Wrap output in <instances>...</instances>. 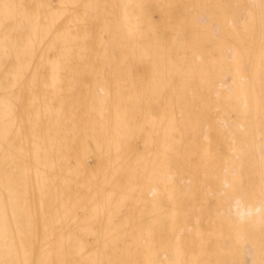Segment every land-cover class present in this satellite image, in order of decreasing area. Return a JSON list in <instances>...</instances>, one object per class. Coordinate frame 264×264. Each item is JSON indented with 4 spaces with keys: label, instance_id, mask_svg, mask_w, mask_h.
Here are the masks:
<instances>
[{
    "label": "bare ground",
    "instance_id": "1",
    "mask_svg": "<svg viewBox=\"0 0 264 264\" xmlns=\"http://www.w3.org/2000/svg\"><path fill=\"white\" fill-rule=\"evenodd\" d=\"M149 1L0 0V264H264L254 60L214 76Z\"/></svg>",
    "mask_w": 264,
    "mask_h": 264
},
{
    "label": "rangeland",
    "instance_id": "2",
    "mask_svg": "<svg viewBox=\"0 0 264 264\" xmlns=\"http://www.w3.org/2000/svg\"><path fill=\"white\" fill-rule=\"evenodd\" d=\"M202 1L201 0H150L148 3H146V5H149L150 8L149 13L152 15L150 19L151 23H153L156 26L155 28L157 29L158 32L162 30V32L165 33L164 37L166 42L162 41L163 38L161 39V36L159 37V39L163 42V44L168 46L173 44V39L176 38L177 33L182 34L183 37L187 36V38L189 39L188 45L189 46L193 45L197 48L196 52L200 53L201 55L200 61H202V63L206 65L207 69L212 71L214 76H217L218 73L226 72L228 70L227 68L231 69L232 67L230 66L231 63H229L228 61L227 63L226 60L224 59V55H225L224 52L226 50L225 48H234L236 51V62L237 64L240 65L241 70L244 73H246V75L249 74L252 77L253 74L250 71L251 69L254 70L252 66L253 67L255 66V70L253 71L255 72L254 73V76H256L255 79L259 82L260 85H262V87H264V52H263L264 7H262L258 11L253 12L255 17L250 23L246 25L245 28L240 29V27H236L235 30H233L231 29V27H229L230 25L229 26L227 25V22L229 18L235 17L238 13L242 11L244 7H246L245 1L243 0H204L203 2ZM206 3L208 4L207 7H206ZM262 5L264 6V1L262 2ZM236 9L238 11H235ZM165 14H166V18H165ZM201 14L206 15V20H205L206 23L203 26H199L198 21H196L197 19L200 18ZM255 19H256V23H255ZM258 19H260V23L258 22ZM214 24L218 30H216L215 27L214 30L212 29L213 27L212 25ZM255 24L256 26L254 28ZM258 25L260 26V28ZM253 28L254 30H252ZM259 29H260V33L258 32ZM215 30L217 32L218 31L220 32L218 36L217 33H213ZM255 31L257 34L253 33ZM234 32L235 34L236 33L237 34L235 35ZM167 33H170V35ZM212 33L215 34L216 36L213 35ZM258 33L260 34L259 38L262 39L258 43L260 45L263 44V46H259L258 43L256 44L258 40ZM253 38H254V43L256 44L254 45L256 47L262 48L259 50L261 52L255 51V49L258 50L259 48L254 49V45H252ZM246 39L248 42L246 41ZM227 40L228 41L230 40L231 42H228ZM161 41L159 42L162 43ZM249 47H251V49L254 51H251ZM215 51L216 53H214ZM252 52H254V54L250 55L249 53ZM193 53H195V51ZM249 56L251 57V60H254V62L249 59L250 58ZM255 56L258 57L257 63ZM250 61L253 65L250 63ZM227 64L229 65V67H226ZM248 64L249 66L252 65L250 66L251 68H249ZM247 69L250 70L248 71Z\"/></svg>",
    "mask_w": 264,
    "mask_h": 264
}]
</instances>
